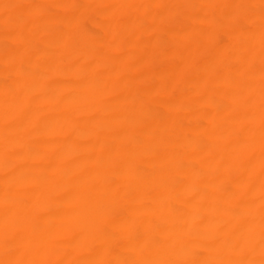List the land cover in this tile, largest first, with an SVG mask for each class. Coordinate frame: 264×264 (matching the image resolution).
Here are the masks:
<instances>
[{
	"label": "bare ground",
	"instance_id": "1",
	"mask_svg": "<svg viewBox=\"0 0 264 264\" xmlns=\"http://www.w3.org/2000/svg\"><path fill=\"white\" fill-rule=\"evenodd\" d=\"M0 264H264V0H0Z\"/></svg>",
	"mask_w": 264,
	"mask_h": 264
}]
</instances>
